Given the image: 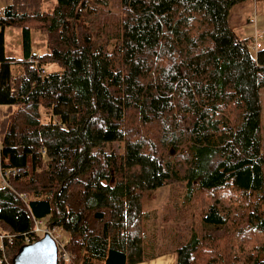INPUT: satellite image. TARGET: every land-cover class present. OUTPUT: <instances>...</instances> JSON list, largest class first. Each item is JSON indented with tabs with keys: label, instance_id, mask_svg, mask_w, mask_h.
<instances>
[{
	"label": "trees",
	"instance_id": "obj_1",
	"mask_svg": "<svg viewBox=\"0 0 264 264\" xmlns=\"http://www.w3.org/2000/svg\"><path fill=\"white\" fill-rule=\"evenodd\" d=\"M245 1L6 5L0 235L12 241L0 264L34 242L38 221L69 232V264L153 259L161 249L147 227L159 215L146 203L166 190L180 192L162 216L176 264H264V47L248 49L232 24ZM11 26L22 30L23 59L6 54ZM34 27L48 36L42 54ZM193 211L224 233L185 224Z\"/></svg>",
	"mask_w": 264,
	"mask_h": 264
},
{
	"label": "rangeland",
	"instance_id": "obj_2",
	"mask_svg": "<svg viewBox=\"0 0 264 264\" xmlns=\"http://www.w3.org/2000/svg\"><path fill=\"white\" fill-rule=\"evenodd\" d=\"M40 6L42 10L52 11L57 3V0H39ZM252 19L257 20V27L260 31H264V0H246L242 5L236 6L232 11V24L236 29L237 34L243 39L250 38V36L254 32L255 24L251 23ZM249 36V37H248ZM6 37V54L8 57L13 59H23L24 51H23V35L22 30L19 27H8L5 33ZM261 43L264 47V35L261 38ZM48 36L47 33L42 30L35 28L32 30V48L33 53L42 54L48 49ZM256 54V52H253ZM61 67L59 65H49L48 71H57L60 70ZM261 99L263 104L262 111V135H263V147H264V88L261 90ZM6 108L3 107V111ZM4 183V178L0 172V185L2 186ZM176 189V188H175ZM179 191V190H178ZM178 191L166 190L163 193L156 194L153 199L148 201L146 204V208L150 210L157 209L159 219L157 224L149 225L147 227L148 240L151 241L153 239L152 232L155 230L156 237L154 241L157 242L158 247L161 249L159 255L153 259H149L140 263L135 264H176L177 255L173 251V245L171 244L173 240L172 229L171 226L162 222V216L164 214V209L169 205L168 202H172L173 200H177V197L180 195ZM194 222L192 217L189 215V218L186 220L185 224H192L196 226L198 231H205L207 234L212 236H221L224 233V228L221 226H215L212 224L201 223L199 219V212H192ZM240 213V212H239ZM236 216V212L234 213V217ZM35 229L37 228V223H35ZM41 229H47L46 225L43 223L40 225ZM49 229V228H48ZM53 233V236L59 238V242L61 244L67 243L70 239V234L63 228L58 229H50ZM263 236L257 237V241H260V238ZM3 245V239L0 235V246ZM68 252V251H67ZM165 252V253H164ZM70 262L66 264L72 263V259L74 260V255L71 252H68ZM63 259V258H62ZM101 264V263H99Z\"/></svg>",
	"mask_w": 264,
	"mask_h": 264
},
{
	"label": "water",
	"instance_id": "obj_3",
	"mask_svg": "<svg viewBox=\"0 0 264 264\" xmlns=\"http://www.w3.org/2000/svg\"><path fill=\"white\" fill-rule=\"evenodd\" d=\"M13 264H59V246L49 232L35 242L22 246Z\"/></svg>",
	"mask_w": 264,
	"mask_h": 264
},
{
	"label": "built area",
	"instance_id": "obj_4",
	"mask_svg": "<svg viewBox=\"0 0 264 264\" xmlns=\"http://www.w3.org/2000/svg\"><path fill=\"white\" fill-rule=\"evenodd\" d=\"M2 11H0V16H2ZM251 23H253V24H255V27H254V32H253V34L250 36V38L248 39V40H246L245 42H244V45L248 48V49H250V50H252V51H258L259 49H261L262 47H263V45H262V43H261V38L263 37V35H264V31H260L259 30V28L257 27V20L256 19H252L251 21H250ZM5 175H7V173H5L4 175H3V177L5 178ZM37 223V228L35 229V235L33 236V241L35 242V241H37L36 239L38 238H41V237H43L44 235H45V233L46 232H49L51 235H52V237L57 241V243H58V246H59V261H62V262H64L65 264L67 263V262H70L71 261V259H69V255H68V252L65 250V248H64V243L63 244H61L59 241V238H57V237H55V236H53V233L50 231V229H41L40 228V225L41 224H43V222L42 221H38V222H36ZM1 238L3 239V240H5V239H8V241L9 242H11L12 241V236L11 235H1ZM63 258V259H62Z\"/></svg>",
	"mask_w": 264,
	"mask_h": 264
},
{
	"label": "crops",
	"instance_id": "obj_5",
	"mask_svg": "<svg viewBox=\"0 0 264 264\" xmlns=\"http://www.w3.org/2000/svg\"><path fill=\"white\" fill-rule=\"evenodd\" d=\"M11 2V0H0V11H2V13H3V11H4V8L6 7V5L7 4H9ZM249 37V36H248ZM247 38V37H246ZM2 112H4L3 111V107H1L0 106V117H1V113ZM0 148H1V136H0ZM0 172H1V167H0ZM1 174H2V172H1ZM3 176V175H2ZM3 185H4V183H3ZM2 185V186H3ZM0 187H1V185H0Z\"/></svg>",
	"mask_w": 264,
	"mask_h": 264
}]
</instances>
